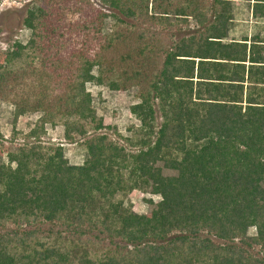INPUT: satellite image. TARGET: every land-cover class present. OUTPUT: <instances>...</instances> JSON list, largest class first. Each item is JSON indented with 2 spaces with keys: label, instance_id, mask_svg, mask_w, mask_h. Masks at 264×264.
<instances>
[{
  "label": "trees",
  "instance_id": "obj_1",
  "mask_svg": "<svg viewBox=\"0 0 264 264\" xmlns=\"http://www.w3.org/2000/svg\"><path fill=\"white\" fill-rule=\"evenodd\" d=\"M172 1L26 9L28 39L0 49V100L12 106L10 137L0 132V264H264V102L213 82L243 77L205 60L239 57L237 44L212 40L225 35L214 31L229 3ZM192 17L205 25L193 34ZM87 83L135 89L130 136H109ZM35 112L16 141L17 119ZM46 124L82 139L81 163L44 144ZM134 190L160 199L137 213L124 204Z\"/></svg>",
  "mask_w": 264,
  "mask_h": 264
},
{
  "label": "rangeland",
  "instance_id": "obj_2",
  "mask_svg": "<svg viewBox=\"0 0 264 264\" xmlns=\"http://www.w3.org/2000/svg\"><path fill=\"white\" fill-rule=\"evenodd\" d=\"M31 4L32 0H0V49L4 50L16 40L26 42L30 31L23 26V18L26 9ZM112 24V18H108L105 21L103 31L109 33ZM170 33L174 34L175 32L172 31ZM175 35L178 37L181 34ZM170 37L169 35V39ZM86 89L92 96V105L97 115L103 119L105 126L111 127V130H105L111 138H116V135L112 132V128H115L123 137H128L132 133L130 128L139 126L138 119L129 110L130 105L136 102L135 89L113 91L105 86L93 83H87ZM39 116L40 113L35 112L25 114L17 119L16 130L21 132V134L16 141H21L20 138L34 125ZM11 118L12 106L0 100V132L7 139L10 137L12 130ZM157 120L159 121V118ZM45 130L46 134L42 138L44 144L53 146L63 144L62 148L65 158L70 163H81L86 156L85 148L81 145L82 139L75 142L66 141L63 136V126L60 124L56 126L46 124ZM119 142H121L120 139ZM145 199H152L156 203L160 197L134 190L127 195L124 204L130 205L132 210L137 213H145L149 208V204ZM249 233H254V229L251 228Z\"/></svg>",
  "mask_w": 264,
  "mask_h": 264
},
{
  "label": "crops",
  "instance_id": "obj_3",
  "mask_svg": "<svg viewBox=\"0 0 264 264\" xmlns=\"http://www.w3.org/2000/svg\"><path fill=\"white\" fill-rule=\"evenodd\" d=\"M194 1L195 3L199 2V0ZM224 1L229 3V8L222 14L223 17L227 18V22L223 27L219 24L214 32L224 30L225 35L220 38L212 37L215 38L212 40L219 41L222 48L232 43L237 44V46L231 47H233V51L239 52V57L237 59L236 57L216 56V58L205 60L209 63L225 64L222 70L218 69L219 71H214L232 77L238 75L241 78L243 77V81H239V83L227 80L213 82H222L225 87L227 84H239L242 87L243 101H246V96L249 93V98H255L264 102V0ZM180 2L184 3L182 0H173L170 3L171 7L174 5L178 7ZM201 3L212 5V0H201ZM183 5H186V3ZM218 10H220V6H213L212 10L205 14L206 26L213 24L215 16H217L216 11ZM169 18L172 20L175 16L170 14ZM188 20L190 22L189 32L191 34L195 33L196 30H202L205 26L199 25L195 17ZM243 46H245L244 55L240 53L241 51L244 52ZM243 104L246 103L244 102Z\"/></svg>",
  "mask_w": 264,
  "mask_h": 264
},
{
  "label": "built area",
  "instance_id": "obj_4",
  "mask_svg": "<svg viewBox=\"0 0 264 264\" xmlns=\"http://www.w3.org/2000/svg\"><path fill=\"white\" fill-rule=\"evenodd\" d=\"M63 146V144H61Z\"/></svg>",
  "mask_w": 264,
  "mask_h": 264
}]
</instances>
